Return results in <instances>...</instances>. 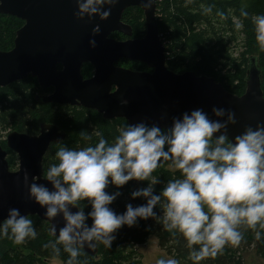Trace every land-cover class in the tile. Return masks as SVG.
Wrapping results in <instances>:
<instances>
[{
	"label": "clouds",
	"instance_id": "9594fccd",
	"mask_svg": "<svg viewBox=\"0 0 264 264\" xmlns=\"http://www.w3.org/2000/svg\"><path fill=\"white\" fill-rule=\"evenodd\" d=\"M120 0H75L74 17L93 22L98 17L107 21ZM146 6H151L148 0ZM242 16L248 17L247 12ZM255 41L264 51V14L252 15ZM240 23L235 24L239 30ZM100 25L92 29V37L100 34ZM92 48L96 40L90 39ZM264 80V74L261 75ZM264 101V95L259 97ZM127 100H121L126 105ZM211 118L203 109L184 112L173 117L171 126L161 128L146 122L128 123L118 128L112 142L100 133L95 144L55 151L56 163L48 165L39 183H29L24 174L28 198L42 209L51 223L55 254L61 248L68 254L66 264H78L81 250L95 249L99 244L111 247L117 230L137 225L149 218L162 227L182 235L192 264L215 258L225 246H238L241 229H251L257 240L264 228V124L246 126L234 138L228 134L235 125V113L223 107L212 108ZM84 140L91 139L84 136ZM168 162V168L179 173L158 193L160 183L152 173ZM147 181V186L131 192V198L146 203L126 205L123 213L110 207L121 196L119 190L108 192L110 186L120 189L129 181ZM50 185L51 187H49ZM81 202L90 205L86 213ZM159 209L158 215L154 209ZM73 209H77L73 211ZM62 217L63 227L53 221ZM91 221V224L88 221ZM10 238L17 245L35 239L33 221L19 209L9 208L0 222V238ZM157 264H178L176 259H159Z\"/></svg>",
	"mask_w": 264,
	"mask_h": 264
},
{
	"label": "water",
	"instance_id": "95a60500",
	"mask_svg": "<svg viewBox=\"0 0 264 264\" xmlns=\"http://www.w3.org/2000/svg\"><path fill=\"white\" fill-rule=\"evenodd\" d=\"M147 2L120 0L107 21L96 17L88 23L74 17L75 0H0V14L24 22L16 33L13 49L0 51V87L31 76L42 90L53 89L50 95L36 98L40 104L83 107L98 112L104 119L121 118L133 124L143 121L161 128L171 126L173 117L198 108L215 119L213 107L235 113L237 123L228 129L233 138L246 126L264 124V101L259 100L264 95L263 80L257 58H250L246 90L241 96L229 93L213 78L193 72L174 73L166 65V48L157 25L158 0H151L150 7ZM131 7L144 13L146 34L141 39H132L131 27L122 22L123 13ZM96 24L101 31L92 37ZM114 33L128 39L116 40L111 37ZM93 38L95 48L89 44ZM123 60L141 62L151 72L118 66ZM85 64L94 69L88 79L82 75ZM121 100L128 103L122 105ZM38 132L35 136L8 134L6 147L18 158L16 171H11L8 154L0 146V222L7 217L9 208H17L22 215L47 222L51 229L44 209L28 198L24 174H29V183L35 177L37 182L47 184L42 179L43 159L49 146L63 141L65 133L47 124H41ZM53 223L58 234L64 224L62 217ZM82 250L91 256L99 252L98 246Z\"/></svg>",
	"mask_w": 264,
	"mask_h": 264
},
{
	"label": "trees",
	"instance_id": "16d2710c",
	"mask_svg": "<svg viewBox=\"0 0 264 264\" xmlns=\"http://www.w3.org/2000/svg\"><path fill=\"white\" fill-rule=\"evenodd\" d=\"M242 12H247L248 17L242 16ZM258 14H264V0H158L157 25L166 48L167 67L177 74L193 72L197 76L213 78L229 93L243 95L250 58H257L261 73L264 74V51L256 44L250 19L252 15ZM122 22L131 27L132 39L145 36L142 9L133 7L125 10ZM236 23L242 25L239 30L235 28ZM22 25V20L0 14V51L13 49L16 33ZM114 34L111 37L116 40L127 39L122 34ZM117 65L133 71L150 72L141 62L123 60ZM93 70L91 65L85 64L82 68L84 79L92 77ZM261 88L264 94V80ZM40 93L43 92L37 79L31 76L0 87V146L8 153L10 169L17 166V156L7 149L6 140L1 141L4 134L7 136L10 132H19L35 136L41 124L55 125L64 132L62 142L49 146L43 159L44 171L49 164L57 162L55 151L59 147L76 148L95 144L99 139L96 133L112 142L118 135V128L128 124L121 118L104 119L98 112L83 107L40 104L36 101ZM84 136L91 139L86 141ZM152 176L160 181L155 185V192L158 193L170 179L179 178V173L170 170L168 162H165ZM147 183L132 180L120 189L110 186L106 191L119 190L122 193L110 207L119 214L126 210L129 203L133 207L146 203L142 198L132 199L130 194L147 186ZM81 206L86 213L90 210L86 202H81ZM154 211L158 215L162 214L158 208ZM28 218L33 221L37 237L19 245L10 238H0V264H48L46 261L52 259L66 264L68 254L62 248L57 255L51 247H45L55 240L50 234L49 224L36 216ZM88 223L91 224V221ZM257 230L261 232L260 240L256 239L253 230L242 228V240L238 246H225L222 253L200 264H264V228L258 226ZM115 236L110 248L98 245L97 256L81 250L78 264H141L137 247L144 245L150 236H155L162 250L176 259L178 264H192L182 235L165 230L162 224L151 218L138 220L137 225L131 228L123 226Z\"/></svg>",
	"mask_w": 264,
	"mask_h": 264
},
{
	"label": "rangeland",
	"instance_id": "374dc122",
	"mask_svg": "<svg viewBox=\"0 0 264 264\" xmlns=\"http://www.w3.org/2000/svg\"><path fill=\"white\" fill-rule=\"evenodd\" d=\"M5 139L6 136L4 134L3 137L1 138V141H4ZM17 169L18 166L12 168L11 171H16ZM137 252L140 255L141 264H157V261L159 259H173L166 253V251L162 250L159 241L155 236H150L144 245L138 246ZM46 262L48 264H62L61 261L56 259L47 260Z\"/></svg>",
	"mask_w": 264,
	"mask_h": 264
},
{
	"label": "flooded vegetation",
	"instance_id": "af4514ba",
	"mask_svg": "<svg viewBox=\"0 0 264 264\" xmlns=\"http://www.w3.org/2000/svg\"><path fill=\"white\" fill-rule=\"evenodd\" d=\"M131 8H133V7H131ZM134 8H137V7H134ZM23 26V25H22ZM115 35V37L117 36L116 34H114ZM119 35V34H118ZM117 38V37H116ZM126 39V38H125ZM128 39V38H127ZM126 39V40H127ZM122 41H124V40H122ZM151 72V71H150ZM40 88V87H39ZM40 90L43 92V93H40L39 95H37L36 96V98L37 97H39V96H43V95H50L52 92H53V89H51V91H48V89H46V90H42L41 88H40ZM50 90V89H49ZM70 106V105H69ZM47 125H51V124H47ZM40 127V126H39ZM39 130V129H38ZM61 131V130H60ZM62 132V131H61ZM11 133V132H10ZM39 133V132H38ZM64 133V132H63ZM38 135V134H37ZM8 136V135H7ZM7 136H6V138H7ZM6 140V139H5ZM62 142V141H61ZM7 152V151H6ZM8 154V153H7ZM8 157V156H7ZM19 165V163H18V158H17V166Z\"/></svg>",
	"mask_w": 264,
	"mask_h": 264
}]
</instances>
